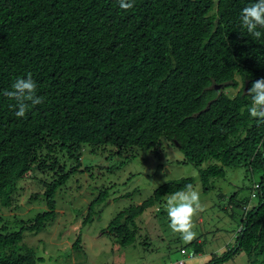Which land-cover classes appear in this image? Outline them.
Listing matches in <instances>:
<instances>
[{
    "label": "trees",
    "instance_id": "1",
    "mask_svg": "<svg viewBox=\"0 0 264 264\" xmlns=\"http://www.w3.org/2000/svg\"><path fill=\"white\" fill-rule=\"evenodd\" d=\"M252 2L219 0L214 9L213 0H135L123 10L118 0H0V91L31 74L44 99L18 118L15 101L0 95V204L18 206L31 186L30 198L43 195L48 208L20 230L0 227V264L39 263L33 247L19 244L24 229L40 230L55 217V192L72 171L58 152L79 163L87 145L122 152L164 141L196 166L218 161L200 169L204 184L226 168L261 171L252 189L257 204L240 201L235 243L209 264L238 252L264 264V124L250 117L247 96L264 78V37L252 38L240 21ZM187 184L195 178L159 185L119 211L108 232L123 246L133 243L135 219Z\"/></svg>",
    "mask_w": 264,
    "mask_h": 264
},
{
    "label": "rangeland",
    "instance_id": "2",
    "mask_svg": "<svg viewBox=\"0 0 264 264\" xmlns=\"http://www.w3.org/2000/svg\"><path fill=\"white\" fill-rule=\"evenodd\" d=\"M213 1L215 9L219 0ZM237 91L233 87L225 90L232 95ZM57 156L60 166L72 171L55 192V217L40 230L24 229L19 244L36 250L38 264H174L183 258L186 264H209L213 253L222 255L235 243L243 214L240 201L246 198L253 206L258 202L252 197V189L261 171L226 168L223 177L204 184L200 169L218 161H206L201 166L188 163L182 151L166 141L158 147H134L122 152L111 144L100 148L87 145L79 163L70 160L65 151ZM59 173L52 170L46 179L52 181ZM187 176L195 178L194 188L200 193L202 205L194 217L196 236L192 241H185L169 226L166 201L172 194L135 219L133 243L123 246L108 232L110 221L119 211L142 203L159 185ZM29 180L23 185L29 187ZM30 195L31 186L19 198L18 206L0 204V227L20 230L26 225L23 220L48 210L43 195L34 199ZM182 248L195 250L194 257L182 254ZM216 264L252 263L245 252H238Z\"/></svg>",
    "mask_w": 264,
    "mask_h": 264
},
{
    "label": "clouds",
    "instance_id": "3",
    "mask_svg": "<svg viewBox=\"0 0 264 264\" xmlns=\"http://www.w3.org/2000/svg\"><path fill=\"white\" fill-rule=\"evenodd\" d=\"M135 0H118L119 7L129 10L134 7ZM242 27L254 39L264 37V0H254L245 6L240 13ZM0 95L15 101L16 117H25L30 107L44 102L43 97L37 95V84L31 74L27 78H18L12 84V90L4 89ZM247 96L251 98V106L248 109L250 117L258 124H264V78L253 81L247 90ZM202 210L200 193L192 184L185 185L184 190L172 194L166 201V211L170 220V228L179 233L185 241H192L196 232L194 229V217ZM194 251V250H193Z\"/></svg>",
    "mask_w": 264,
    "mask_h": 264
},
{
    "label": "built area",
    "instance_id": "4",
    "mask_svg": "<svg viewBox=\"0 0 264 264\" xmlns=\"http://www.w3.org/2000/svg\"><path fill=\"white\" fill-rule=\"evenodd\" d=\"M182 254H187L189 256V258H193L194 257V251H187L185 249H182L181 250ZM179 264H184L185 263V259H181L178 261Z\"/></svg>",
    "mask_w": 264,
    "mask_h": 264
},
{
    "label": "water",
    "instance_id": "5",
    "mask_svg": "<svg viewBox=\"0 0 264 264\" xmlns=\"http://www.w3.org/2000/svg\"><path fill=\"white\" fill-rule=\"evenodd\" d=\"M222 87V84H218V85H216V88L217 89H219V88H221Z\"/></svg>",
    "mask_w": 264,
    "mask_h": 264
}]
</instances>
